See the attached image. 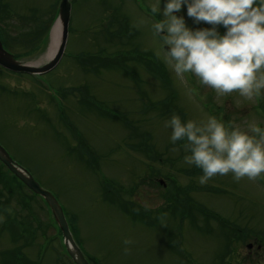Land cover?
Masks as SVG:
<instances>
[{
	"label": "rangeland",
	"instance_id": "1",
	"mask_svg": "<svg viewBox=\"0 0 264 264\" xmlns=\"http://www.w3.org/2000/svg\"><path fill=\"white\" fill-rule=\"evenodd\" d=\"M69 1L66 51L55 69L37 80L0 69V146L55 196L79 248L97 264H264V252L245 248L264 244V173L201 184V170L184 161V142L171 143L165 127L173 114L182 122L214 116L242 131L250 123L264 128V119L235 106L237 92L217 96L190 73L175 76L158 54L155 0ZM58 2L0 0V28L11 36L40 25L47 32ZM179 15L189 28L210 26L193 24L183 5ZM47 48L21 60L42 65ZM112 58L116 67H99ZM9 189L0 264L33 263L40 252L38 264L67 263L43 202L25 197L24 187ZM16 246L23 258L6 260Z\"/></svg>",
	"mask_w": 264,
	"mask_h": 264
},
{
	"label": "clouds",
	"instance_id": "2",
	"mask_svg": "<svg viewBox=\"0 0 264 264\" xmlns=\"http://www.w3.org/2000/svg\"><path fill=\"white\" fill-rule=\"evenodd\" d=\"M155 0L151 11L161 18L152 24L158 39V54L175 76L196 77L217 96L237 92L245 99L264 90V0ZM193 24L209 27L189 28L179 13L181 6ZM223 28V33L218 30ZM167 46V47H165ZM169 140L183 141L188 151L185 163L201 170L199 183L214 175L231 173L235 180L254 179L264 173V128L256 123L226 127L214 116L206 120L182 122L173 114L165 121ZM249 133H252L251 135ZM122 243L127 253L132 241Z\"/></svg>",
	"mask_w": 264,
	"mask_h": 264
},
{
	"label": "water",
	"instance_id": "3",
	"mask_svg": "<svg viewBox=\"0 0 264 264\" xmlns=\"http://www.w3.org/2000/svg\"><path fill=\"white\" fill-rule=\"evenodd\" d=\"M173 14L177 15L175 12ZM69 19L70 3L68 2V0H61L58 7V16L55 21V23H59L60 26V43L56 53L44 65L34 66L28 63H24L22 61L15 60L10 53L4 50L0 41V67L13 73H25L29 75H43L53 70L59 63L64 53L67 40ZM50 35L51 32L49 33V37ZM0 163L21 183H23L31 192L40 196L47 203L48 207L51 210L52 216L62 233L63 243L66 252L73 261V263L88 264L80 250L75 245L69 232L62 209L55 200V198L50 193L41 189L39 185L34 181V179L24 169L20 168L15 162H13V160L8 156L6 151L1 146Z\"/></svg>",
	"mask_w": 264,
	"mask_h": 264
},
{
	"label": "trees",
	"instance_id": "4",
	"mask_svg": "<svg viewBox=\"0 0 264 264\" xmlns=\"http://www.w3.org/2000/svg\"><path fill=\"white\" fill-rule=\"evenodd\" d=\"M2 12L5 13V10H2ZM20 18H23V17L21 16ZM4 32L5 31H3L0 28V38L2 40L3 46L9 52H14V56L17 59L28 58L31 54L34 55L37 51L43 48L44 47L43 45L46 43L45 41L46 40V26L44 27L43 25L38 26L35 30L33 29L31 32L29 31V33L20 31L18 36L16 34H13L11 36L10 34L4 33ZM20 48L21 49L25 48L24 51H21L23 53L17 51ZM104 61L107 63L106 66L113 65L111 61H106V59ZM0 180L3 185L5 184L4 182H6L5 180H7V186H8V188H5V190L3 191V186L0 184V187H1L0 189V212H4L6 208L9 207L10 202H11V197L14 195L12 190H10L9 188L14 187V186L21 188L23 186L11 174H9L6 170H4V168L1 165H0ZM25 197L34 198L33 196H30L29 194ZM23 198L17 200L16 202L18 205L22 206V209H25L27 212H30L32 207L29 206L28 203H25ZM32 220L34 219L31 218L30 222ZM5 228H7V226ZM25 229L30 230V225H28L27 228ZM20 249H21L20 246L17 248H14L10 250L9 252L4 253L3 257L6 260H8L9 258L12 260V258H14V256L17 253H20ZM87 260L89 261L90 264L92 263L96 264L94 258L90 257V259L87 258ZM37 263L38 261L33 262L32 264H37ZM61 264H72V263L69 261L67 263H61Z\"/></svg>",
	"mask_w": 264,
	"mask_h": 264
},
{
	"label": "flooded vegetation",
	"instance_id": "5",
	"mask_svg": "<svg viewBox=\"0 0 264 264\" xmlns=\"http://www.w3.org/2000/svg\"><path fill=\"white\" fill-rule=\"evenodd\" d=\"M232 93L235 94L236 92L234 91ZM232 93H229V95ZM233 103L235 104V106L237 104V107L241 111H248L247 113L251 112L250 116L255 114L256 110L258 108H261V112H262L261 116L258 115L255 117H261L264 119V90L261 91V94L259 96H255L252 99H245L244 97H242V98L235 99V101H233ZM245 247H247V246L245 245ZM254 247H255V249H254L253 254L257 257L258 256L260 257L261 253L264 252V244L259 243V239H255V240H253V243L251 244V247H249L248 250H251Z\"/></svg>",
	"mask_w": 264,
	"mask_h": 264
},
{
	"label": "bare ground",
	"instance_id": "6",
	"mask_svg": "<svg viewBox=\"0 0 264 264\" xmlns=\"http://www.w3.org/2000/svg\"><path fill=\"white\" fill-rule=\"evenodd\" d=\"M59 43H60V26L59 23H56L51 31L50 43L46 53L43 56L44 60L48 61L53 57V55L57 51ZM32 64L37 65L38 63H32Z\"/></svg>",
	"mask_w": 264,
	"mask_h": 264
}]
</instances>
